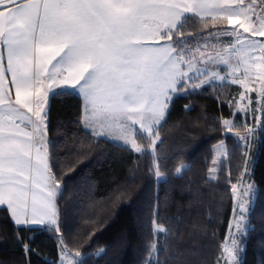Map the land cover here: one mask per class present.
Returning a JSON list of instances; mask_svg holds the SVG:
<instances>
[{"label": "trees", "instance_id": "obj_1", "mask_svg": "<svg viewBox=\"0 0 264 264\" xmlns=\"http://www.w3.org/2000/svg\"><path fill=\"white\" fill-rule=\"evenodd\" d=\"M186 17L188 48L227 23L204 18L205 28L199 17ZM241 93L230 81L175 93L155 130L160 140L152 155L145 133L136 135L143 153L95 136L83 124V97L56 91L46 145L59 187L58 221L16 225L0 207V264H60L64 250L74 264H222L232 186L249 165L255 195L238 260L264 264V113L249 150L236 136L247 132L237 110ZM228 119L234 127L226 126ZM221 144L226 154L214 169Z\"/></svg>", "mask_w": 264, "mask_h": 264}, {"label": "snow or ice", "instance_id": "obj_2", "mask_svg": "<svg viewBox=\"0 0 264 264\" xmlns=\"http://www.w3.org/2000/svg\"><path fill=\"white\" fill-rule=\"evenodd\" d=\"M186 13L199 17L205 28V16L233 25L223 34L232 38L228 47L236 65L223 50L209 59L233 72L242 67L245 79L257 75V102L264 101V40L253 39L264 37V12L253 27L254 6L245 0H0V206L16 225L41 224L44 217H50V226L57 224L52 218L56 185L49 186L55 175L43 137L46 106L56 89L79 92L93 134L99 129L143 153L132 133H146L155 154L154 125L164 119L173 94L188 89L199 51L187 47ZM232 188L235 199L236 185ZM245 211L241 202L236 223L241 236L247 233L246 227L241 231ZM229 240L222 255L227 264H240L243 248Z\"/></svg>", "mask_w": 264, "mask_h": 264}, {"label": "rangeland", "instance_id": "obj_3", "mask_svg": "<svg viewBox=\"0 0 264 264\" xmlns=\"http://www.w3.org/2000/svg\"><path fill=\"white\" fill-rule=\"evenodd\" d=\"M256 4H258L257 7V12L261 11V9H264V3H262V0H257ZM264 12V11H262ZM237 19H242V17L237 18ZM257 20V17H255ZM258 26V21L257 23L253 24V27ZM233 25H226L224 28H222L220 31L214 32V35H207L204 39H201V41H197L198 45L191 47L193 51L196 47H199V51L196 53V61H195V66L191 72H189V76L192 78L191 82L188 85V89H193V84L198 85L196 88H201L202 86L210 83L211 81H216V82H225V81H230L233 82V80L237 81H243V83L236 82V84L240 85L242 88V93L239 97L238 100V108L237 110L241 112L244 116L243 122L246 124L247 132L245 134H239L236 135L239 139V137L243 136L246 137L244 140H240V142L247 146L249 150L253 148V145L255 144V140L258 136V130L260 128V122L263 116V113L261 112V105L264 103V101H260V97L258 95L259 89H260V80L257 75L253 74L250 76V78L245 79L244 74H243V68H238L236 71H232V69L219 62L216 59H209V56L215 58L217 52L223 50L225 56L231 58V63L233 66L236 65L237 63V57L233 55L232 50L228 47L229 41L232 39L231 37L224 35L223 30L225 29H231ZM238 28V26H236ZM239 31L243 32V29H239ZM245 35H249L248 33H245ZM253 39L256 40H264V37L262 36H254ZM196 43V44H197ZM255 56L259 57L261 53L256 52L254 54ZM201 56H203V59H201ZM261 69H254V72H259ZM203 81V83H202ZM243 96V98H242ZM251 100V103L249 102ZM228 121L231 122V124L226 125L228 128L231 127L234 123L235 120L233 119H228ZM84 124V123H83ZM158 128V126H154V131ZM140 133L139 131H136L132 133V135L136 138V135ZM146 134V133H145ZM97 136V135H95ZM114 137L113 135H111ZM121 140V139H120ZM160 140V139H159ZM158 140V141H159ZM123 141V140H122ZM157 141V142H158ZM124 142V141H123ZM47 143V139H46ZM126 146H130L131 144H126ZM138 144V143H137ZM132 148V147H131ZM225 150L223 144L219 145L218 150H217V157L214 165V169L218 166L219 162L222 160V158L225 156ZM250 167V165H249ZM246 168L244 171V175L239 183L236 184V193H235V199H234V209L233 210V215L231 219V223L228 231V235L225 241V244L230 245V240L229 237L231 236L234 238L240 245V240L242 238L240 232L237 231L236 229V223L237 219L240 215L239 213V207L241 202L244 203V207L246 211L244 212V220L241 222V231L244 230L246 227V222H247V216L249 212V208L252 204L254 195H255V186L253 185L251 179H250V168ZM186 168V165H182L179 169V173ZM52 185H56V187H53V191L56 193L55 197L58 193L59 187L56 183L51 181L49 183V186L51 187ZM251 186V191L248 192V188ZM233 190V189H232ZM247 193V194H245ZM234 195V193H233ZM53 206H54V211H55V217L54 219L57 220V210H56V205H55V198L53 201ZM46 221H43L42 224H47L49 223L50 217H44ZM228 258L226 255H223L222 259V264H227ZM75 259L71 255H68L67 251L64 250L62 252V257H61V263L60 264H74Z\"/></svg>", "mask_w": 264, "mask_h": 264}, {"label": "crops", "instance_id": "obj_4", "mask_svg": "<svg viewBox=\"0 0 264 264\" xmlns=\"http://www.w3.org/2000/svg\"><path fill=\"white\" fill-rule=\"evenodd\" d=\"M256 1H257V0H245V3H251V4H253V6H254V12H255V15L252 16V20H253V21H258V17H259V15L262 13V11H264V9H261V11H259L258 13H256V12H257V8H260V7H257L258 4H256ZM263 8H264V7H263ZM187 15H189V14L186 13L185 16H187ZM255 17H257V20L255 19ZM204 18H212V17H211V16H205ZM228 25H229V24H228ZM205 37H206V36H205ZM205 37H203V38H201V39H204ZM201 39H200L199 41H201ZM161 43H162V42H161ZM198 43H199V42H198ZM198 43L196 44V46L198 45ZM194 50H195V49H194ZM54 63H55V62H54ZM58 90H59V89H56L55 92L58 91ZM68 90H71V89H68ZM71 91L76 92V93L79 94V92L76 91V90H71ZM173 95H174V94H173ZM12 96H13V99H14V97H15V92H14V90H13V92H12ZM50 96H51V95H50ZM50 96H49V98H50ZM48 103H49V100H48ZM33 107H34V106H33ZM22 111H24V112L27 113V110H26V109H22ZM46 111H47V113H48V104H47V106H46ZM27 114L30 115V116H32V119H33V120L36 119V117H35L33 114H31V113H27ZM165 115H166V113H165ZM164 118H165V117H164ZM163 120H164V119H163ZM163 120H161L160 123H159L158 125H154V126H156V127L159 126ZM47 121H48V117H47ZM47 121H46V129L43 130L44 143H46V139H47ZM17 123H20V121H17ZM83 123H84V127H85L89 132L92 133L91 128L88 127V125L85 123V119H84V100H83ZM21 126L25 129V131H31V130H32L30 125L22 124ZM92 134H93V133H92ZM94 135H97V136H99V137H104V138H107V139L111 140L112 142H116V143H119V144H123V145H125L124 142H123L122 140L116 138L115 136L112 137L111 135H108V134H101V130H99V129H97V132H96V134H94ZM0 207H2V206H0ZM52 218H54V217H52ZM49 220H50V219H49ZM49 220H48V221H49ZM43 221H46V220L43 219ZM56 221H58V216H57V220H56ZM47 224H49V223H47ZM24 225H28V224H24ZM42 225H46V224H42V223H41V224L32 225V226H42Z\"/></svg>", "mask_w": 264, "mask_h": 264}]
</instances>
